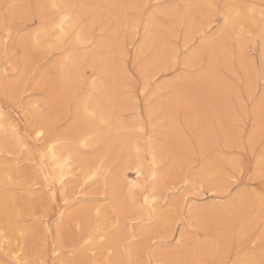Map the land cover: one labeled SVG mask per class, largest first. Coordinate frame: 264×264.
<instances>
[{
    "label": "bare ground",
    "instance_id": "1",
    "mask_svg": "<svg viewBox=\"0 0 264 264\" xmlns=\"http://www.w3.org/2000/svg\"><path fill=\"white\" fill-rule=\"evenodd\" d=\"M7 1L11 3L10 5H15V8L11 9L10 14H17L21 7L18 0ZM132 1L134 2H130L129 4H133L129 7L132 6L131 8L137 14L142 8L136 6L145 5L148 2L145 0V2L143 1L144 3L138 4V2L136 3L137 0ZM259 1L264 2V0H200L196 3H185L182 6L173 3L162 9L159 8V12H157L158 10L156 11L161 16H165V19L168 18V23L166 21L165 25L163 24L164 21L161 23L165 28V31H161L162 33L157 29L160 23L156 13L150 14L145 19L143 24L144 29L155 33V36L152 37L155 39V48L153 58L150 57L151 60L147 59V62L141 66L142 88H147L153 76L150 71L153 73L155 68L162 69L166 67L165 69H167V66L175 64L174 60L178 49L172 45L169 37L178 31L176 27L180 25L179 22L181 23V21L184 22L187 29L184 44L193 35H199V43L194 51L189 55L186 54L181 63L184 65H194L206 53L210 55V62L206 59L207 68L201 75L195 77H181L178 75L148 92L147 97L149 98L150 95L162 93L163 90H170L168 97L160 94L161 98L166 99L164 102L163 100H155V103L151 106V113H153L154 109L163 107L162 105L165 104L167 109L166 111L162 110L165 113L161 112L165 114L166 122L161 133L156 129L137 136L131 130H134L135 127L143 126L145 128L142 124L143 121L140 119V116H143L142 112L137 111L138 119L125 125L120 115L122 100L117 93L116 87V78L120 76L121 69L116 65L114 59L117 55L123 54L128 46V44L120 41L119 35H117L126 26L124 24L126 16L124 6L118 0H93L89 3H84L85 1L80 2V0L77 2L74 0H44L46 4L45 8L54 11L52 13L55 14L53 15L55 16L54 19L51 18L50 23L46 22V24L48 23L47 26L44 22L45 28L41 24L43 28H38V31H32L25 35L23 42H20L25 44L23 46L26 49V45L28 44L30 49L35 48V50L47 48L45 47L46 42L49 43L47 44L49 48L58 47V45L64 46L66 38L63 42L56 39L60 35L58 26L61 23L62 16L71 17V20L66 21L63 25L65 31L70 33L71 39L69 44L67 43L68 48L65 50V55L58 61L60 72L58 84L60 93L64 91L71 92L73 98H75L74 123L72 126L70 125L68 133L50 135L46 138L45 133L50 131V127H52L50 121L49 123L43 122L37 125L34 123L35 126L31 132L27 129V121L32 118V115H36L39 106V101L36 98L24 101V106L19 111L15 109L10 110L8 106L0 101V125H4V127H0V145L8 143L5 138H13V143L21 149L22 153L26 154L25 157L13 156L10 159L3 154L0 155V262H6L10 259V257L4 254L9 247L5 243L6 238L11 240V246L16 249V252L23 253L21 259H31L27 254L28 251L24 252L23 250V242H19L20 246L18 247L17 241L18 238L23 239V236L20 235L21 232L24 234L30 233L34 225L38 224L44 233V239L52 240L46 242L47 247L49 246L47 250H39L41 251V256L37 259V264H39L40 260H43L44 264H69L68 258L61 256L60 250H62L61 246L63 247L61 244V233L69 225L71 226V223L78 230L75 241L79 245L77 244L78 248L76 247V250L82 249V252L86 256L85 262L83 261L85 264H105V261H110L111 264H127L129 258L134 259L140 253H143L145 259H153L151 261L152 264H157L158 261L161 263L162 261H166L163 264H167L168 262V264H249L250 261L258 262L264 258V200H262L264 192L245 193V191H238L239 193L237 192L236 196L228 200L226 204H221V201H211V203L203 204L201 202L196 203L194 200V198L197 200L202 199L204 196L202 189L204 188H207L208 192L213 193L214 190L229 189L232 184L236 183L235 174L232 173L237 167L235 157H225L223 152L217 151L214 157L206 159L205 154L207 144L213 141L215 136L218 138L222 137L224 145H228L234 138L233 131L227 127L228 124L226 123L231 116L229 105L225 102L226 99L231 97L234 102L236 101L239 109L243 110V105L239 101L238 93L236 92L237 90L235 91L225 79L216 74V68L219 65L225 70L232 69L229 65L231 54H229L227 43L222 39H217L213 42V37L217 36L219 31L218 25L213 34H208L207 30L215 22V17L213 18L212 16L214 9H209L206 5H217L221 8L224 4L256 6L257 24L248 26L251 28L252 34L249 36L245 32L240 42L235 44L236 59L244 67L246 73L249 74L245 80V93L250 96L255 88H257L258 81L264 77V71L259 75L254 69V61L248 55L249 43L254 45V41L257 38L260 42V65L264 70V40L260 38L261 31L258 26L260 5L257 3ZM53 4L62 7L53 8ZM102 10L115 18L118 28L111 32L113 36L110 39L97 41L98 43H96L94 50H86L73 58L69 52L77 51L79 49L77 47L79 46L87 48L89 46L87 44L91 39L90 26L88 24H81L79 16L86 14L95 19L97 14H100ZM160 21L162 22V19ZM193 24H195V28H193ZM201 24L203 25L202 28L200 27ZM219 25H223L222 17ZM52 31H56L55 39H52L53 41L45 38L52 35ZM202 34L204 39L201 38ZM4 36L1 37L2 44L4 42L5 45V38L8 37H6L7 35ZM141 53L142 51L139 48L138 51L136 50L135 57ZM72 67H76L79 70V75L76 78H69L68 76L67 69ZM86 67L91 68L95 76L87 81L84 76V69ZM3 70L4 72L8 71L7 68ZM74 80L78 81V85L84 83L86 85V88L84 87L85 90L77 91L76 87H74ZM5 81L4 83L11 88L17 85L15 82L12 84L11 80V82L8 79H5ZM122 85L124 86V84ZM219 98H222L221 103L217 102ZM85 101L89 102L91 108H95L101 113V117L94 123H84L83 105ZM181 107H184V110L188 112L184 114L182 125L179 126L174 116ZM262 110H264V89L259 98L255 100L252 108L256 122L255 131H253L252 127L246 140L247 147L251 151L252 147L259 140L262 133L261 128L264 126L260 120ZM144 115L146 117L149 116L148 109ZM9 123L15 126L24 144L30 149L29 151H25L23 146L17 143L15 134L11 128L7 127ZM101 125L106 127V131L97 136V141L101 140L105 151L102 155L89 156V153L83 151V149L90 146L92 134L98 133ZM128 127L131 130L125 132L124 128ZM184 128L189 131L197 129L193 140L194 145L191 146L183 136ZM37 130H43L44 136L37 138ZM75 132L78 134L72 140L70 136ZM155 134H163V141L158 142ZM110 142L117 143L115 151L109 150L110 146L108 144ZM162 144L167 146L171 155L168 158V167L163 169L161 173V176H167V179L162 178L158 181L159 189L156 195L167 193L166 197L170 195V200L164 201V195V197L162 196L163 199L161 198L163 200L162 203H159L158 199L156 200L155 211L145 212L138 207V205L144 202L143 194L138 196V203L134 206L126 197V188L121 186L123 183L122 178L127 166L135 162L136 148L138 146L148 150V160L150 161L152 149L157 151V159L159 160ZM193 156L199 158L200 168L198 171L186 174L187 159L193 158ZM104 157L106 160L102 161ZM262 157H264V154L258 156L253 172L254 177L261 176ZM23 160L24 163L34 162L33 164L37 168H31L32 164L27 166V168H30L21 171ZM131 173L133 176L130 178L135 179V173ZM46 176L49 178L48 180H45ZM185 179L190 180L191 184H185ZM39 185H42L40 186L41 188L38 187ZM11 186H18L23 190L27 203H32L33 201L34 208L31 211H29L30 208L29 212H22L21 207L16 202L15 193L10 189ZM86 188H90V191L94 192V194L99 193L102 196L91 199L85 198L84 196L87 194H83V192ZM170 188L174 190L170 191ZM178 188H186L187 190L183 193L175 191ZM103 191H106L105 194H103ZM89 195H92V193L90 192ZM190 196L195 197L190 198ZM185 197H188L187 201H185ZM5 204H7V209L5 208ZM49 204L58 208L54 217L44 215V213L36 217L34 210L36 208H45ZM177 207L183 208L182 214L177 215L174 211ZM97 209H100L99 216H97ZM185 213L187 214V218L195 222L203 237L201 239L190 237L187 236L186 231H182L178 234L176 241H174L171 247L166 246L167 248H164L163 246L169 245V243H164L163 241L162 243H158L159 245L155 248L147 251V242L156 237L161 229H167L174 233L177 221L180 220L182 222L185 219L183 218L185 217ZM27 214L36 219H33L29 224H25V220H29V217L28 220L25 217ZM144 215L147 216L145 217ZM140 216L141 218L143 216V218H146V223L142 222L141 225H137L136 219L138 220V217L141 219ZM23 217L26 218L23 219L24 223L20 220ZM134 221L136 222L135 225L139 226L138 231L134 230ZM213 223L220 226V231L214 235H211V232L206 234L211 229ZM230 224H238L235 237L236 243L230 244V246H235L236 244V249L238 250L236 252L238 254L233 255L235 257L232 260L228 259L229 252H231L229 251V244L224 243L226 239L225 230L227 232V225ZM257 225H261V229L255 237L253 230ZM97 230L106 235V241L103 244L94 242L93 244L85 245L84 240L88 238L89 234L96 236V240L99 239L98 235H96ZM165 230L163 231L165 232ZM5 233L7 237H5ZM137 234H143L145 236V238L143 237L144 240L140 238V241H133L137 237ZM256 240L257 245L249 249L247 247L248 244L256 242ZM125 243L128 244L126 247ZM43 247L46 246L43 245ZM109 251H111V255H109ZM138 264L140 263L138 262Z\"/></svg>",
    "mask_w": 264,
    "mask_h": 264
},
{
    "label": "rangeland",
    "instance_id": "2",
    "mask_svg": "<svg viewBox=\"0 0 264 264\" xmlns=\"http://www.w3.org/2000/svg\"><path fill=\"white\" fill-rule=\"evenodd\" d=\"M74 1L77 2L79 0H74ZM81 1L82 2L85 1L84 3H89L93 0H80V2ZM118 1H120L119 3L124 6L125 15H126L124 24H126V26H125V29L123 28L122 29L123 31L118 32L117 35H119L120 41L124 42L125 44H128L125 52H123V54L117 55L114 59L116 61V65L118 67H120V69H121V73L119 74L120 76H117V78H116V83H117L116 87L118 90L117 93H118V95H120V99L122 100L120 115H121L122 119L124 120L125 125H128L130 122L138 119L137 113L139 111H141L143 116H140V119L143 121L142 124L145 127L143 132L135 131L137 128H140V127H137V128L135 127L134 130L133 129L131 130L128 127L126 129L124 128V131L125 132H128L129 130H131L132 132L134 131V134L137 136L138 135L141 136L143 134L149 133L151 130H156V129L158 131H160V133H161V131L164 129V126L162 128L160 121H153L152 123H148L149 116L146 117L144 115L145 111L147 110L146 104H145L146 97H145L144 93L146 91H148V89L153 90L154 88L158 87L159 85H162L165 82L170 81L171 79H173V77L178 76V75L181 77H187V76L195 77V76L203 74L207 68V63H206L207 61L205 59V61L203 63V70H201V60L200 59H199V62L195 63L194 65H184L181 63L183 57L186 54L189 55L192 51H194L195 47L199 43V35L195 34V35H193V37L191 39H188V37H187L188 40H187L186 44H184L185 38L187 35L186 34L187 29H186V25L183 27L181 26V24L184 23L181 21V23L179 22V24H180V25H178L179 27L177 26L178 29L176 27V30H178V31L175 30L176 32H174L173 35L169 37L172 45L178 49L176 58L174 60L175 64L167 66V69H165L166 67H164L162 69L161 68H155L153 73H152V71H150L151 74H153V76L151 77L149 84L147 85V88L146 89L142 88L143 85H142V79H141V71H142L141 66H143L147 62V59L151 60V58H153L154 48H155V41H154L155 39L152 38L155 36V33L146 31L143 27V24H144L145 19L150 14L156 13V15H158V20L160 23V25H158L157 29H158V31H160V33H162L163 31H165L164 25L168 21V18L165 19V16H163V15L161 16V14L157 13V12H159L160 9H162L163 7H167L168 5L173 4V3H177L178 5L182 6L183 4L188 3V2L196 3V2H199L200 0H146V1H148L146 4L149 7L146 9H142L141 11L139 10L138 14L135 13L136 11L131 8L132 6L129 7L131 4H133V3H131V4H129V3L134 2V1H132V0H118ZM143 1L145 2V0H137L136 3L138 2V4L139 3L142 4V3H144ZM18 3H19V6L21 5L20 9H22V10L19 9V11H18L19 13L17 12V14L16 13L10 14L11 10H6L4 8V5L5 4H11V3H9L7 0H0V38H1V43H0V101L3 102L6 106H8L10 108V110L15 109L16 111H19L20 108L24 106V104H23L24 101L32 100V99L34 100L36 98V100L39 101V106H38L36 115H32V118L27 121V124H28L27 129L31 132L32 128L35 125H37L39 123H43V122L49 123V121H50V123H52L51 124L52 127H50L51 128L50 131L45 133L46 138H48V136H50V135L54 136V135L63 134L65 132L68 133V131L70 130V127L74 123V112L73 111L75 109L76 104H75V98H73V94L71 92L64 91V92L60 93L59 84H58V80L60 78V75H59L60 72L58 69V61L61 60V58L65 55V50L68 48L67 45L69 44L71 37L68 36L67 38H69V39L66 38V40L64 42V46L58 45V47H60V48H58L57 46L49 48L47 46V44H49V43L46 42L45 47H47V48H41V49L39 48V49L35 50V48L30 49L29 45L27 44L26 45L27 49L29 47V49L27 50L25 48V46H23L25 44L22 43L24 36L29 34L32 31H38L39 30L38 28H40V29L43 27L45 28L46 22L50 23L51 22L50 19L51 18L54 19L55 16H53V15H55V14H52V13H54V11L52 9L49 10V9L45 8L46 4L44 3V0H18ZM257 4L261 6V5H264V2L259 1ZM126 5H128V6H126ZM125 6H126V8H125ZM184 15H186V14H184ZM79 17H80L79 18L80 21L79 20L78 21L81 24H88L90 26L91 39L87 44V45H89V46H87V48L82 46L84 48L83 49V48H81V46H79L77 48H79L80 50L77 49V51H70L69 52L73 56V58L76 57L77 55H79L80 53L86 51V50L87 51L88 50H94L96 43H98L99 41H103V39L104 40L105 39L108 40V38L110 39L111 36H113L111 32L118 28L117 21L115 20V18L111 17L110 14L106 13L104 10H102L100 12V14H97V16H96L97 19L95 17V19L93 18L94 20L86 14L80 15ZM160 19H162V22L160 21ZM163 21H164V23H163ZM220 21H221V17L215 16V22H213L207 30L208 34H213L216 31L217 25H218V23H220ZM44 22H45V24H44ZM48 23L46 24V26L48 25ZM161 23H163L164 25ZM41 24H43L44 26ZM40 25H41V27H40ZM34 29H36V30H34ZM52 32H53V33H51L52 35L48 36L49 38L48 37H45V38L48 40L49 39H51V40L55 39L56 31L55 32L52 31ZM3 35H5V36L7 35L6 37H8L7 38L8 42H7V44H5L6 46L4 45V42L2 44ZM20 41H22V42H20ZM259 43L260 42L257 38L254 41V45L249 43L248 55H249L250 59L254 61V63H255L254 69L260 75L261 73H263L264 70L262 69V67L260 65ZM227 46L229 49V54H231L230 59H229V63H230L229 65L231 66L232 69L231 70H225L221 65H219L216 68V74L218 76L222 77L223 79H225V81L235 91L237 90L236 92L238 93L239 101L243 105V110L239 109L236 101L234 102L231 97L226 99L225 102L228 103L227 105H229V109L231 111L230 112L231 113L230 119L227 120L226 123L228 124L227 127H229V129L232 130L234 133V138H233L234 141L232 140L228 143V145L227 144L224 145L222 142V137L218 138L217 136H215V139L207 144V151H206L205 156H206V159H211L212 157H214V155L217 151H219V152L221 151L224 153L225 157L226 156L235 157L234 159H235V163L237 164V167L232 171V173L235 174V177H236L235 182L236 183L232 184L229 187V189L228 188L226 190L219 189L218 191L214 190L213 193L208 192L207 188H204V189H202L204 196L202 197L201 200H197L196 198H194L195 196L194 197L190 196V198H194L196 203L201 202L203 204H207V203H211V201L212 202H214V201L220 202L221 201L220 202L221 204H226L228 202V200H231L236 196L238 191L239 192L245 191V193H263L264 192V177H262V175L254 177V175H253L254 169L256 167L258 156L261 154H264V134L261 133L259 140L252 147V151L249 150V148L247 147V144H246V140L250 134V130H252V127H253L252 120L250 119V116L253 115V113H252L253 104H254L255 100L259 98L262 90L264 89V77H263V79L258 81V86L253 91L252 95H250V96L246 95V93H245L246 81L245 80H246V76H248L249 74L246 73V70L244 69V67H242L238 63V60L236 59L235 45H233V43L231 41H229L227 43ZM6 48H7V55H5V49ZM139 48L141 49L142 53L139 56L135 57L136 50L138 51ZM100 50H102V49H100ZM202 56H204V55H202ZM3 64H5V65H3ZM20 64H22V65H20ZM1 66H3V67H1ZM4 66H6V67H4ZM4 68L8 69V71H7L8 73L6 71L4 72V70H3ZM1 70L3 71V73ZM84 76H85L86 81L93 78L94 73L91 70V68L86 67L84 69ZM5 79H8L9 82L12 81V84L15 82V84H17L16 87L11 88L10 86H8L6 83H4L7 81V80L5 81ZM74 82H75L74 87H76L77 91L80 92V90H83V89L85 90L86 85L84 83H82L81 85L80 84L78 85L77 80H74ZM121 83L124 84V86ZM49 85H50V87H49ZM77 85H78V87H77ZM169 92H170V90H167V89L163 90L162 93H159V94L156 93V94L150 95L149 98L147 97V100L149 101L151 106L153 103H155V100H160V101L163 100V102H164L166 99L161 98L160 94L168 97ZM57 95H59V96H57ZM221 100H222V98H219L217 102L221 103ZM47 101H49V102H47ZM162 106L163 107L154 109L155 111L153 110V113H151V114L153 116H156L157 114L160 115V113H161L160 116L163 115L161 117V120L165 124V122H166L165 114L162 113V112H164L162 110L166 111L167 107L165 106V104H163ZM186 112H188V111H185L184 107H181L178 109L177 113L175 114L174 117H175L176 122L179 124V126L182 125V122L184 119V114ZM34 123H35V125H34ZM232 123H233V125H232ZM149 124H151V125H149ZM196 130L197 129H194V130L192 129L189 131L185 128L183 129V136L185 137L186 141L188 143H190L191 146L194 145L193 140H194V135L196 134ZM104 131H106V127L104 125H101L98 133L92 134V140L90 141V146L89 147L87 146L85 149H83V151L89 153V156L90 155L91 156L92 155H102L104 153L105 149L103 148V143L101 142V140L97 141V136L102 134ZM77 134L78 133L75 132L73 135L70 136V138L73 140L75 135H77ZM1 137H3V136H1ZM155 137L157 138L158 142H162L164 139L163 134H155ZM241 137H243L242 143H241ZM2 139H4V138H2ZM5 140H7L8 143H6V145H4V144L0 145L1 146L0 147V155L3 154L8 159H10V157H13V156L25 157L26 154L22 153L21 149H19L18 146L15 143H13V138H5ZM29 141H30V139H29ZM216 142H217V144H216ZM67 143H68V141H67ZM108 145L110 146V148H109L110 151H115L117 149V143L116 142H110ZM212 148H214V149H212ZM99 151H101V152H99ZM104 160H106L105 157L103 158L102 161H104ZM187 160H188V162H186L187 165H186V169H185L186 174H188V173L190 174L191 172L199 170L200 160L198 157L193 156V158L190 157ZM168 161H169V159H168ZM33 163L34 162L24 163V160H23L22 161L23 166L21 168V171H24L25 169L30 168V167L27 168V166L32 165ZM168 165H169V162H167V165L164 169H166L168 167ZM31 168H37V167L35 164H33L31 166ZM111 170H112V167H111ZM128 175H129V177L133 176V174L131 172L128 173ZM37 180L40 181L39 178H37ZM40 186H42V185H39L38 187L41 188ZM18 188H20V187H18V186L12 187L11 186L10 189H12L13 193H15L16 199H17L16 202L21 207L22 212L27 213V212L31 211L32 208H34V203H33V201H32V203H30V202L27 203V201H25V196H24L23 190L20 188L22 190L21 191ZM86 190H88L89 193L86 192ZM90 192L92 193V195H89ZM105 192L103 191V194H105ZM84 193L89 195V196L86 195L84 197L90 198V199L91 198H99L100 196H102V194L99 195V193L94 194V192L90 191V188H86L84 190L83 194ZM166 194H164L165 195L164 201L170 200V195L168 197H166L167 196ZM164 195L158 194L157 199H158L159 203H162V201H163L162 199H163ZM213 198H214V200H213ZM31 204L33 205V207ZM138 207H139V205H138ZM57 210H58V208L56 206L49 204V205L45 206V208H40V209L36 208L34 210V213H36V217H39L42 213H44V215L46 214L47 216L54 217V214L56 213ZM25 217L27 218V220L29 217L28 221L25 220V224H27V223L29 224L32 222L33 219H36L34 217H30L28 214H27V216L25 215ZM143 217L141 218V216H140V218L142 220L139 219V217H138V220L136 219L137 225H141L142 222L146 221V218H143ZM26 218L23 217L20 220H22L24 223L23 219H26ZM183 218H185V219H183L182 222H180V220L177 221L176 229L174 230V233L167 230V229L166 230L161 229L157 233L156 237H154L152 240L147 242V246H148L147 251L155 248L156 246L159 245L158 243H162L163 241H164V243H169V245L166 244L165 246H163L164 248L166 246L171 247V245H173L174 241H176L178 234L181 233L182 231H186L187 236L201 239L203 237V235L200 232V230L196 227L195 222H193L192 219L187 218L186 213H185V217H183ZM136 222L134 221L133 224L135 225ZM37 225L38 224L34 225V228L31 230L30 233L23 235V237H22L23 241L21 240V238L20 239L18 238L19 242H23L22 247H24L23 248L24 252L28 251L27 252L28 256L31 259H33L35 257L36 260L38 258H40V256H41L40 254H41L42 250H44V249L47 250L49 248V246L47 247V244H46V242L49 240L44 239V236H43L44 233H43L41 227L39 225L38 226ZM134 225H132V226H134ZM137 225H135L134 230L138 231L139 226H137ZM234 225L233 224L227 225V232L225 230L226 239H225L224 243L229 244V251H231V252H229L228 259H230V260H232L235 257L233 255L238 254L237 253L238 250L236 249V244H235V246L234 245L230 246L231 243L232 244L234 242L236 243L235 237H236V228H237L238 224H234ZM136 227H137V229H136ZM219 227H220L219 225L213 223L211 225V229L209 231H207L206 234L211 232L210 234L214 235L215 233L220 231ZM260 229H261V225L255 226V228L253 230L255 237H256V234L260 231ZM163 230H165V232ZM77 231L78 230H77L76 226H74L71 223V226L69 225L61 233V244L63 245V247L61 246L62 250H60V252L62 253L61 256L67 257L69 260V264H85L84 260H85L86 256L82 252V249L80 250V248H79L78 250H76L78 248L77 247L78 243H76V241H75L76 236H77ZM195 234H196V236H195ZM138 235L139 234H137V237H136L137 239L134 238L133 241H140V238H141V240H144L145 236L143 234H140L139 237H138ZM24 238H26V239H24ZM51 240L52 239H50V241ZM74 241L76 244L74 243ZM42 242H43V244H42ZM254 242L248 244L247 247L249 249L253 248L255 245H257V240L255 243ZM127 243H125V247L128 245ZM43 245H45L46 247H43ZM263 245H264V243H263ZM39 250H41V251H39ZM140 254L137 255L134 259L129 258L130 261H129V259H128V261L130 262V264H134V263L138 264V262L140 264H152L151 261L153 259H145V256L143 255V253H140ZM128 261H127V264H129ZM163 262L165 263L166 261H162V263L158 261L157 264H163ZM212 262H214V261H212ZM210 264H212V263H210Z\"/></svg>",
    "mask_w": 264,
    "mask_h": 264
},
{
    "label": "snow or ice",
    "instance_id": "3",
    "mask_svg": "<svg viewBox=\"0 0 264 264\" xmlns=\"http://www.w3.org/2000/svg\"><path fill=\"white\" fill-rule=\"evenodd\" d=\"M53 8H58L62 6H57L55 4L52 5ZM75 7V6H72ZM83 7V6H81ZM142 9H146L149 6L148 5H141L136 6ZM189 7H198V6H189ZM209 9H214L212 12L213 18L215 16H220L223 18V25H219L218 23V34L217 36L213 37V42H215L217 39H222L225 43H228L231 41L233 45L240 42L243 34L245 32L248 33L250 36L251 28L248 27L249 25H256V6L255 5H246V4H226L222 8L217 5H206ZM4 8L6 10H11L15 8V5L5 4ZM71 20L70 16H62L61 17V23L58 26L60 35L56 37L57 41L63 42L65 38H67L70 33L66 32L64 29V23L66 21ZM181 26H185L184 23L181 24ZM258 26L261 31V39L264 40V5H261L259 8V23ZM200 27L202 28L203 25L201 24ZM193 28H195V24H193ZM201 38L204 39L203 34L201 35ZM79 40V37H78ZM7 38H5V44H7ZM81 43H83L81 41ZM5 55H7V48L5 49ZM205 59L209 60L210 62V55L205 54L204 56L200 57L201 60V70H203V63ZM69 78H76L79 75V70L76 67L68 68L67 69ZM148 91H151V89H148ZM148 91L144 93L146 100V108L149 111V121L148 123H152L153 121H160L161 126H164V122L161 120V116L157 114L156 116H153L151 114V104L147 100ZM101 117V113H99L95 108H91L88 101L84 102L83 105V120L85 124H91L94 123L98 118ZM250 119L253 123V131H255V119H254V113L250 116ZM261 124L264 125V110L261 112L260 116ZM0 127H4V125H0ZM8 128H11L12 132L15 134L17 143L21 146H23L25 151H29L27 145L24 144L23 139L19 136L17 129L14 125L9 123L7 126ZM135 131L137 132H143L144 128L143 126L140 128H137ZM262 134H264V126L261 128ZM37 138H41L44 136L43 130H37L36 131ZM243 142V137H241V143ZM148 150L143 149L141 147L136 148V155H135V162L132 164H129L125 170V174L123 176V183L122 187L126 188V197L132 202V204L135 206L138 203V196L143 194L144 196V202L143 204L139 205V209L145 212L148 211H155V204L157 200V191L159 189L158 181H160L162 178L167 179V176L162 177L161 173L163 172V169L166 167L168 158L170 157L171 153L169 152L166 145H161L160 149V155L159 160L157 159V151L155 149L151 150V160H148ZM55 159V157H53ZM134 172L135 173V179H132L129 177L128 173ZM231 175V174H229ZM261 175L264 177V157H262V164H261ZM49 178L46 176L45 180H48ZM185 184H191V181L188 179H185ZM170 191H173L174 189H169ZM186 188H178L175 189V191L183 193L186 191ZM185 201H187L188 197L184 198ZM262 200H264V197H262ZM5 208L7 209V204H5ZM174 211L177 213V215H180L183 213V208L177 207L174 209ZM100 214V209H97V216ZM21 236L24 235L23 232L20 233ZM96 235H98L99 239L96 240V236L89 234L88 238L84 240L85 245L93 244L94 242L103 244L107 237L105 234H102L97 230ZM5 237H7V234L5 233ZM5 243L8 244V250L4 253L5 256L10 257V259L6 262H0V264H37L36 259H21V256L23 255L22 252H16V249L11 246V240L7 239L5 240ZM17 246L19 247V241H17ZM111 251H109V255H111ZM39 264H44L43 260L39 261ZM105 264H111L110 261H105ZM130 264V262H129ZM249 264H264V258H262L260 261H250Z\"/></svg>",
    "mask_w": 264,
    "mask_h": 264
}]
</instances>
